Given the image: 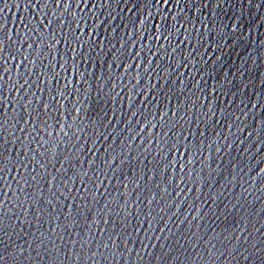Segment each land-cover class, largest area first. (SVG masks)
Instances as JSON below:
<instances>
[{
    "label": "water",
    "instance_id": "95a60500",
    "mask_svg": "<svg viewBox=\"0 0 264 264\" xmlns=\"http://www.w3.org/2000/svg\"><path fill=\"white\" fill-rule=\"evenodd\" d=\"M0 264H264V0H0Z\"/></svg>",
    "mask_w": 264,
    "mask_h": 264
}]
</instances>
